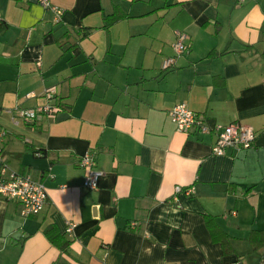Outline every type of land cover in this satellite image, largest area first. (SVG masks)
<instances>
[{
    "label": "crops",
    "instance_id": "obj_1",
    "mask_svg": "<svg viewBox=\"0 0 264 264\" xmlns=\"http://www.w3.org/2000/svg\"><path fill=\"white\" fill-rule=\"evenodd\" d=\"M51 4L59 24L36 0H0L3 154L48 192L29 218L0 197V264H264L248 242L264 231V0ZM177 33L189 52L164 70ZM51 88L59 114L12 124L9 110L44 105ZM178 104L209 128L252 127L253 147L214 156L215 134L177 131ZM89 152L102 174L94 191L79 165Z\"/></svg>",
    "mask_w": 264,
    "mask_h": 264
},
{
    "label": "built area",
    "instance_id": "obj_2",
    "mask_svg": "<svg viewBox=\"0 0 264 264\" xmlns=\"http://www.w3.org/2000/svg\"><path fill=\"white\" fill-rule=\"evenodd\" d=\"M246 1L238 0L239 3ZM36 2L47 11L53 13L55 23H61L63 12L59 8L54 7L51 4V0H36ZM186 41V34H176V40L172 45L175 57L168 59L164 63V70L170 69L175 64L177 57L189 52ZM57 96L56 89L51 88L44 93V105L31 109L16 107L9 110L8 113L11 115L13 124H34L44 118L55 117L62 111ZM27 98L34 99L36 98V94L31 93ZM169 117L178 132L185 134L198 132L202 135L215 134L216 142L212 148V154L216 157H224L228 152L239 154L248 151L253 147L256 139L254 129L249 126L232 124L226 127L215 126L214 128H209L205 124L204 119L196 112L190 110L185 104L176 105L169 112ZM6 136L7 132L0 129V197L8 201L18 202L22 206L21 215L24 218L37 216L44 210L47 204V188L43 183L35 181L29 175H21L8 171L2 147V142ZM38 156H41V154H38ZM79 165L87 170L83 181V188L91 191L97 190L102 174L95 168L96 162L93 153L89 152L82 156ZM181 191L180 187L176 188L177 194ZM193 194V189L186 191V195L188 196H193ZM75 227V224H68L66 232L71 234Z\"/></svg>",
    "mask_w": 264,
    "mask_h": 264
},
{
    "label": "trees",
    "instance_id": "obj_3",
    "mask_svg": "<svg viewBox=\"0 0 264 264\" xmlns=\"http://www.w3.org/2000/svg\"><path fill=\"white\" fill-rule=\"evenodd\" d=\"M117 17L109 18L106 27H109L113 22L117 21ZM207 226L211 231L214 241L222 244L223 250L226 254L233 252L230 237L225 234L216 224V221L212 217L207 218ZM248 242L251 244L253 251L257 252L264 247V231H254L250 234Z\"/></svg>",
    "mask_w": 264,
    "mask_h": 264
},
{
    "label": "rangeland",
    "instance_id": "obj_4",
    "mask_svg": "<svg viewBox=\"0 0 264 264\" xmlns=\"http://www.w3.org/2000/svg\"><path fill=\"white\" fill-rule=\"evenodd\" d=\"M10 121V120H9ZM11 124V123H10ZM13 124V123H12ZM26 124V123H25Z\"/></svg>",
    "mask_w": 264,
    "mask_h": 264
}]
</instances>
